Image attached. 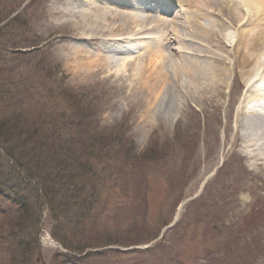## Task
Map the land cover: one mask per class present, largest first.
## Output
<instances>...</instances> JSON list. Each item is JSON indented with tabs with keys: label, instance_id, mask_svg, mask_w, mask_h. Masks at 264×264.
Masks as SVG:
<instances>
[{
	"label": "rangeland",
	"instance_id": "1",
	"mask_svg": "<svg viewBox=\"0 0 264 264\" xmlns=\"http://www.w3.org/2000/svg\"><path fill=\"white\" fill-rule=\"evenodd\" d=\"M161 1L172 2V14L146 10L152 0H0V70L27 79L29 126L47 118L43 140L52 123L88 118L91 132L68 130L65 139L77 133L112 149L94 164L101 201L72 238L80 248L85 235L94 239L95 250L42 248L41 228L53 236L58 224L44 194L17 187L2 192L0 206L15 211L16 199H28L31 219L0 222L1 234L13 233L0 240V264L16 248L26 264H264V135L250 143L256 126L239 113L255 95L250 79L258 75L251 83L264 87V22L197 41L196 16L206 24L232 0ZM126 15L140 21L128 25ZM188 64L194 82L182 72ZM195 84L211 92L191 98ZM1 147L0 163L11 164Z\"/></svg>",
	"mask_w": 264,
	"mask_h": 264
},
{
	"label": "trees",
	"instance_id": "2",
	"mask_svg": "<svg viewBox=\"0 0 264 264\" xmlns=\"http://www.w3.org/2000/svg\"><path fill=\"white\" fill-rule=\"evenodd\" d=\"M1 70L0 144L6 159L8 158L7 160L11 164L5 163L6 166H4L0 163V198L3 199L2 192H5L6 189L11 192V190H19L16 189L17 187H20V189L24 187L32 188L38 194H44L52 218L58 224L53 236L71 252L80 251L84 253L89 249L95 250L96 247L92 246L94 239H90L85 235L84 239L80 240L84 246L80 248L75 247V239L72 238L77 239L79 233L82 232V227L89 225L88 219L92 217L98 203L101 201L99 179L97 180L100 172L97 165L100 162V156H104L102 154L103 148H107L106 152H111L112 149L107 147L108 142L103 143V141V144L94 140L88 142L89 140L84 136L80 137L77 133H74L71 137L77 136L78 140L65 139L64 132L68 130L74 129L75 132L81 128L84 132L87 129L89 131L90 129L93 130L87 124L88 118L83 119L80 116L75 117L78 120L76 125L74 120L70 121L71 123H62V120L60 123H52L49 125V127H52L49 130L50 133L41 140L39 131L46 126L47 121L45 119L47 118L39 119L34 127L29 126L32 121V115H29L32 107L27 105L26 98L22 99V91L29 94L27 79L23 78L16 83L14 80L6 78ZM25 97H29V95ZM49 98L52 99L50 95ZM63 114L59 119L63 117ZM36 138L39 141H36ZM114 142L120 143L121 141L117 139ZM99 149L100 151L97 152ZM127 152L129 156L126 153L125 156L128 159L130 156L132 158L133 154ZM143 158V162H151L149 159ZM95 162H97V165H94ZM140 167V172H142V165ZM3 176H5V180ZM35 180H38V183H32ZM12 181L15 182L14 185L10 183ZM15 206V211L8 209H13L12 204L11 207L6 206L7 209L0 206V222H5L6 219L9 220L10 218L12 220L19 219L20 222L31 219L32 205L30 200L16 199ZM70 227L73 228V231L70 233L68 231L65 235V228L69 229ZM2 228L3 223L0 224V230H3ZM15 229L16 226H13V231ZM1 233L0 231V240H4L6 243L8 238L13 236L12 232L8 233L7 237ZM0 246L2 247L1 244ZM14 246L17 247L18 244ZM16 249L18 253L25 252L23 249ZM17 252L9 254V257L6 256L7 264H26L27 259L17 257ZM1 253H3V250ZM94 255L100 256V254ZM1 256L3 257V254Z\"/></svg>",
	"mask_w": 264,
	"mask_h": 264
},
{
	"label": "bare ground",
	"instance_id": "3",
	"mask_svg": "<svg viewBox=\"0 0 264 264\" xmlns=\"http://www.w3.org/2000/svg\"><path fill=\"white\" fill-rule=\"evenodd\" d=\"M126 1H127L126 4H130L134 6L133 4L134 0H126ZM141 1H142V5L144 6L148 4V3H143V1L145 0H141ZM217 1L216 0H205V3L207 6L209 5L211 7L214 5L215 7H217V4H218L216 3ZM156 2L157 0H152V5H149L148 7H146V10L148 9L151 13L156 12L157 14L161 16L172 14L170 13L172 11V2L167 1L168 4L163 3V2L161 3L160 2L156 3ZM230 2L232 3L231 8H229L228 10L224 12L223 10H220L219 15L212 14L210 18L208 17V19H206V24L199 22V16H196L197 17L195 18L196 23L195 25H192L191 23V26H192V29H195L197 34L193 33L192 37L195 38V40L197 41L198 39L204 41V39H207V38L209 39L210 37L217 35L216 29H221L225 27H236L237 29H245L244 27H248V26L259 27L260 25L263 24L264 22V0H232ZM133 9H136V8L134 7ZM224 16L227 18V20L221 21L220 17H224ZM125 20L127 21L128 25H131L134 22V20L135 22L140 21L139 19H135L134 17L130 15H126ZM128 25L126 27H130ZM225 25H228V26H225ZM109 29H120V27L115 26ZM140 29H142V27H140ZM139 32L140 30L136 33V35H138ZM135 42H136L135 40H131V39L129 41V43L131 44ZM218 43L221 44L220 39L218 40ZM252 45L253 44H248L247 48H249L250 50ZM134 46L135 45H133V48H135ZM117 48H119L120 50L119 49L115 50L114 48V51L125 52V50H127L125 48L123 49L118 46ZM248 56H249V59L250 58L252 59L254 57L253 54H251L250 52L248 53ZM193 70H194V65L192 64H188L185 67H182V72L185 73L186 77H188V79L191 82L195 81V74ZM258 77H259L258 75H255L253 78L250 79L251 82L256 81ZM251 82H250L248 91H251L255 95L253 96V98H249L248 96L242 100L240 107H239L240 109L239 113H240V118L241 116L245 115L242 117L244 122L250 121L252 125L256 126V128L254 129L255 134H246L248 138L252 139V142L250 140L249 142L254 145V144L259 143L260 134L264 135V87L262 88L255 87L254 84H252ZM155 87L156 86H153L151 89H154ZM190 87L191 89L189 91L192 92L190 94L191 98L197 92L202 93L204 90L205 92H211V90L196 86V84L195 86L192 85ZM250 147L251 146L248 145V148Z\"/></svg>",
	"mask_w": 264,
	"mask_h": 264
},
{
	"label": "clouds",
	"instance_id": "4",
	"mask_svg": "<svg viewBox=\"0 0 264 264\" xmlns=\"http://www.w3.org/2000/svg\"><path fill=\"white\" fill-rule=\"evenodd\" d=\"M47 215L48 213L46 210H43L41 212L42 223H43V219L47 217ZM38 240L42 248H49V249L61 248L60 241L57 240L55 237H53L50 232L44 230L43 228H41V232L38 237Z\"/></svg>",
	"mask_w": 264,
	"mask_h": 264
}]
</instances>
